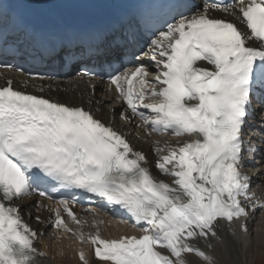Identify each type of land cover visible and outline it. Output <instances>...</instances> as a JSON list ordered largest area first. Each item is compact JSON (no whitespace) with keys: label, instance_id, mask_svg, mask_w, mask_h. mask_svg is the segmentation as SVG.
<instances>
[{"label":"snow or ice","instance_id":"1","mask_svg":"<svg viewBox=\"0 0 264 264\" xmlns=\"http://www.w3.org/2000/svg\"><path fill=\"white\" fill-rule=\"evenodd\" d=\"M165 16L149 27L155 38L147 51L140 48L136 66L111 75L109 84L127 105L121 120L130 122V110L148 135L185 138L153 141L155 167L171 184L153 176L122 132L84 107L17 90L11 79L0 85V264H36L46 255L21 212L33 193L53 199L48 186L100 198L126 212L140 233L104 238V222L95 220V231L85 233L88 221L72 210L74 199L56 200L51 226L89 245V255L77 252L81 264H215L208 251L213 241L228 242L221 231L237 244L251 241L247 222L264 213V199L242 171V137L249 109L264 105V0H204L173 6ZM64 55L80 54L69 47Z\"/></svg>","mask_w":264,"mask_h":264},{"label":"bare ground","instance_id":"2","mask_svg":"<svg viewBox=\"0 0 264 264\" xmlns=\"http://www.w3.org/2000/svg\"><path fill=\"white\" fill-rule=\"evenodd\" d=\"M221 14L219 12H212L213 14ZM155 71V67L150 69ZM5 75L0 73V84H3ZM16 84L25 86L26 88L37 91L39 94L49 96L51 98L58 99L60 101L68 102L70 104H82L85 107L94 111L95 115L101 120L108 122L118 127L123 134L128 138L133 148L142 151L147 157L146 167H149L153 176L158 180H163L166 183H172V177L161 174L155 167L156 154L153 151V141H158L161 146L165 142L176 144L178 141H182L180 137L164 136V135H148L143 127H137L142 125V121L133 116L130 110H127L126 115L129 117L130 122L121 120V112H125L127 105L122 104L117 99V94L105 89L102 92V88L96 85L94 92L91 90L90 85L93 83L90 78L81 76L77 73H72L59 81H33L25 84L20 80H14ZM147 102V100H146ZM264 138V133L261 135ZM261 155L257 158V161H261V164L244 163L242 171L250 176L252 184L251 191L256 195L264 199V142L260 146ZM256 171V174L254 172ZM41 202L45 205V208L37 210L34 206L35 202ZM26 206H22L21 215L25 221L34 231L39 233L37 236L35 246L39 251L46 253L44 257H37L36 264H81L77 252L79 249H84L86 255H89V245L82 244L76 240L75 237L59 231L51 226L54 216L49 209L56 208L57 204H51L41 198L29 197ZM72 210L81 220L88 221V224L83 227L85 233L94 232L95 229L91 226L92 221H103L100 224V232L104 238H118L121 235H139L140 233L136 228L132 226L131 219L128 223H121L122 219L113 218L110 215V207H105L101 202L97 201L93 206L77 208L72 205ZM251 209L249 212L251 213ZM39 215L40 221L36 220V216ZM66 222L69 226L76 228L77 226L71 224L66 214H63ZM248 229L252 234L251 241L244 246L237 244L235 238L226 234L225 231H221V236L227 235V243L216 244L212 242L213 250L208 251V254L217 262V264H251L248 252L252 249L258 250L264 242V213L256 211L254 216H250L248 222ZM224 229L227 228V224H223ZM237 233H239L238 224L233 225ZM203 250H206L204 242L201 241L199 245ZM263 249V248H260ZM92 264H99L94 258Z\"/></svg>","mask_w":264,"mask_h":264},{"label":"rangeland","instance_id":"3","mask_svg":"<svg viewBox=\"0 0 264 264\" xmlns=\"http://www.w3.org/2000/svg\"><path fill=\"white\" fill-rule=\"evenodd\" d=\"M260 248L263 249H251L247 254L248 257L250 258V262L251 264H264V242L261 246H259ZM215 264H217V262L215 261ZM221 264V263H220Z\"/></svg>","mask_w":264,"mask_h":264}]
</instances>
